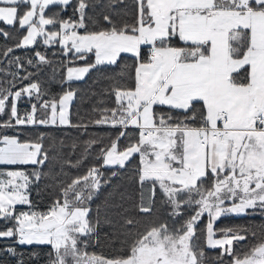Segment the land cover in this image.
Here are the masks:
<instances>
[{
  "label": "snow or ice",
  "instance_id": "6c2138e0",
  "mask_svg": "<svg viewBox=\"0 0 264 264\" xmlns=\"http://www.w3.org/2000/svg\"><path fill=\"white\" fill-rule=\"evenodd\" d=\"M0 5V21L26 32L14 47L0 51L9 66L0 68V115L8 117L0 130L59 124L83 128L87 135L90 125L120 129L108 144L102 138L84 141L72 167L87 160L96 145L99 164L70 183H57L60 195L46 211L34 210L25 171H0V220L12 223L0 238L49 246V264H264V225L259 235L251 226L215 227L230 214H264V0H133L124 15L115 7H126L125 0H0ZM97 7L107 11L90 15ZM69 8L72 14L64 18ZM9 35L0 29V36ZM38 38L83 62L63 66L58 94L32 79L41 66L52 64L39 51L35 60L27 59L35 73L10 70L24 69L22 58L10 54L36 45ZM92 71L103 76L107 87L101 94L112 106L93 107L98 118L72 125L71 84ZM24 80L30 83L17 87ZM24 98L31 110L21 116L18 102ZM122 139L129 142L121 145ZM134 157L139 203L125 208L122 196L117 204L106 200L93 208L102 187L100 169H123ZM48 161L41 143L0 131V165L39 166L31 173L39 181L48 176L43 171ZM111 177L104 178L105 185ZM157 191L168 218L141 227L127 213L151 215ZM17 205L29 210L17 212ZM102 222L110 228L106 240L119 245L114 251L126 254L105 258L87 251ZM197 232L205 234L208 249H220L217 256L206 254ZM249 235L256 242L242 245ZM4 251L15 256L17 250Z\"/></svg>",
  "mask_w": 264,
  "mask_h": 264
},
{
  "label": "trees",
  "instance_id": "16d2710c",
  "mask_svg": "<svg viewBox=\"0 0 264 264\" xmlns=\"http://www.w3.org/2000/svg\"><path fill=\"white\" fill-rule=\"evenodd\" d=\"M104 2H106V0H98V3ZM125 4L126 7L117 5L115 7V11L121 15H124L126 12L130 13L132 10L133 0H125ZM51 10L58 11L59 9L58 7H53ZM103 11H107V9L97 7L90 11L89 14L98 16ZM71 14V8H69L67 12L62 13L64 18H67ZM0 29H4L10 34L7 39H5L3 36H0V51H3L6 46L14 47L15 44L20 42L22 36L26 34L24 30H19L18 24L15 26H9L0 21ZM35 51L45 54L46 58L52 61V64L41 66V70L37 75H34L32 79L40 81L41 84L52 94H58L62 91L59 81L61 77L66 74V68L63 67L64 65H69V61H71L69 66H83L82 61L73 60L71 56L65 57L58 44L51 46L44 45L42 40L38 39L36 45L30 46L28 48L15 49L14 53L10 54L12 56L21 57L22 62L24 63V69H18L15 65H12L10 66V70L17 71L19 76H23L27 74V72L35 73L36 69L27 64L28 58H33L35 60ZM6 60L7 58L0 56V61H4L3 64H0V68L9 67L6 63ZM53 69H55V72ZM2 78L3 77L0 76V79ZM9 79H11V77H9ZM28 83H30L29 80H24L22 82L18 81L17 87H23ZM71 87L76 91V96L70 109V120L72 125H76L81 122L87 123L90 117L98 118V113H94L92 111L93 107L112 106L111 99L101 94V89L106 88L107 85L103 83V76L98 72L92 71L88 73L83 80L73 81ZM100 99L105 101L104 105H98V101ZM30 110V104L27 102V98H24L22 101L18 102V111L21 116H23L26 111ZM7 119V115H0V121ZM0 131H4L9 135H16L17 132H19V139L21 142H39L42 144L43 149L48 151L49 161L45 164L43 169L45 173H48V176H42L39 181L34 180L31 176L33 171L41 170L39 166L16 165L10 167H0V171H25V173L29 175L31 181L30 187L28 189V195L29 199L35 206L34 210L46 211L48 206L60 195L59 189L56 187L57 183H70L71 180L76 176L84 174L87 167L93 164H99V161H97L96 157L99 153V147L101 145H96L90 151L87 160H84L78 168L72 167V165L75 164L77 160L81 159V154L84 149V141L91 138H102L103 144H108L110 143V139L115 138L120 129L110 126L90 125L87 129V135H85L83 128L73 126L26 125L16 126V128L3 129ZM128 131L133 133L134 129L130 128ZM128 142L129 141L127 139H122L120 144L124 145ZM73 144L76 145L75 149H73ZM53 156H56L57 159L53 160ZM138 162L139 158L134 157L129 162H127L125 168L123 169L114 167L100 169L103 173V177L101 179L102 187L100 188L97 197L93 202V208H95L96 204L103 206L106 200L109 204H117L121 202L122 196L125 197L123 200L125 208L132 207L139 203V186L133 179ZM113 171H117L118 173L115 177H111V173ZM108 177H111L110 183L105 185L104 178ZM110 193H112L111 196H109ZM16 210L17 212L27 211L29 210V207H17ZM167 211L168 209L163 206L160 193L157 191L156 204L151 215L138 214L134 212L127 213V215H136L137 218L141 220V227H143L147 225L149 220L156 218H159V220L167 219ZM249 212L251 213L252 210H249ZM94 214L95 213H93V215ZM204 223H206V218L201 223V228H203ZM261 225H264V214L255 212L250 215L236 216L230 214L228 216H223L217 221L215 227L222 229L232 226H251V228L255 229L259 235ZM11 226V222L0 220V231ZM109 231L110 228L102 222L98 228L97 234L92 237L87 251L105 258H112L117 255L126 254L119 251H114V248H119V245H110L106 240V234ZM197 236L199 237L200 246L204 248L206 254L209 257H215L219 254L220 249L213 250L206 247L205 234L197 232ZM250 242L255 243L256 240L249 235L248 239L241 242V244L245 245ZM9 246L16 247V255L14 256L12 254L9 255V253H6L5 257L0 259V264H18V260L21 258L25 261V264H49V246H19L13 243V239L5 238L0 240V250H4ZM20 253H23L22 257ZM33 253H35V255H33ZM229 259L230 258L227 256L224 257L225 262H227Z\"/></svg>",
  "mask_w": 264,
  "mask_h": 264
},
{
  "label": "built area",
  "instance_id": "2783aa9c",
  "mask_svg": "<svg viewBox=\"0 0 264 264\" xmlns=\"http://www.w3.org/2000/svg\"><path fill=\"white\" fill-rule=\"evenodd\" d=\"M37 211H40V210H37ZM2 239H5V238H0V240H2ZM6 253H7L6 251L0 250V259H3L6 255ZM9 255H11V254L9 253Z\"/></svg>",
  "mask_w": 264,
  "mask_h": 264
},
{
  "label": "crops",
  "instance_id": "0c3cea01",
  "mask_svg": "<svg viewBox=\"0 0 264 264\" xmlns=\"http://www.w3.org/2000/svg\"><path fill=\"white\" fill-rule=\"evenodd\" d=\"M61 126V125H60ZM16 166V165H15ZM0 167H10V166H8V165H0ZM8 170H5L4 172L6 173ZM28 191V190H27ZM17 207H23L22 205H18V206H16V208ZM25 207H28V205L27 206H25ZM28 211V210H27ZM8 239V238H7Z\"/></svg>",
  "mask_w": 264,
  "mask_h": 264
},
{
  "label": "rangeland",
  "instance_id": "374dc122",
  "mask_svg": "<svg viewBox=\"0 0 264 264\" xmlns=\"http://www.w3.org/2000/svg\"><path fill=\"white\" fill-rule=\"evenodd\" d=\"M0 6H3V5H0ZM38 39H41L42 40V38H38ZM86 76V75H85ZM85 78V77H84ZM57 125H59V124H57ZM50 126H53V125H50ZM56 126V125H55ZM60 126V125H59ZM65 126H67V125H65ZM29 187H30V184H29ZM29 187H28V189H29ZM18 206V205H17ZM22 206H27V205H22ZM232 215H235V214H232ZM236 216H242V215H236Z\"/></svg>",
  "mask_w": 264,
  "mask_h": 264
}]
</instances>
